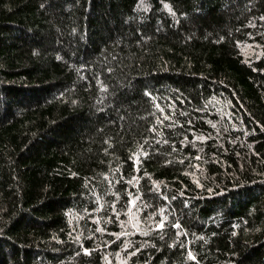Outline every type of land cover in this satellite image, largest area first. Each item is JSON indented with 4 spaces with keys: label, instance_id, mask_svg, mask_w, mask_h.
<instances>
[{
    "label": "trees",
    "instance_id": "trees-1",
    "mask_svg": "<svg viewBox=\"0 0 264 264\" xmlns=\"http://www.w3.org/2000/svg\"><path fill=\"white\" fill-rule=\"evenodd\" d=\"M264 264V0H0V264Z\"/></svg>",
    "mask_w": 264,
    "mask_h": 264
},
{
    "label": "rangeland",
    "instance_id": "rangeland-1",
    "mask_svg": "<svg viewBox=\"0 0 264 264\" xmlns=\"http://www.w3.org/2000/svg\"><path fill=\"white\" fill-rule=\"evenodd\" d=\"M112 264V263H109ZM114 264H124L119 258H117L116 262H114Z\"/></svg>",
    "mask_w": 264,
    "mask_h": 264
}]
</instances>
